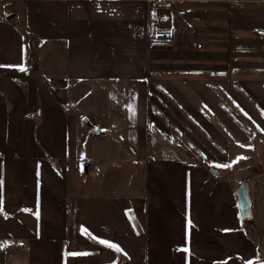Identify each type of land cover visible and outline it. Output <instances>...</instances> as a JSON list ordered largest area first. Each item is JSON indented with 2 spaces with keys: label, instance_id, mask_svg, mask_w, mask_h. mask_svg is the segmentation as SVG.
Returning a JSON list of instances; mask_svg holds the SVG:
<instances>
[{
  "label": "crops",
  "instance_id": "1",
  "mask_svg": "<svg viewBox=\"0 0 264 264\" xmlns=\"http://www.w3.org/2000/svg\"><path fill=\"white\" fill-rule=\"evenodd\" d=\"M17 3L32 47L61 49L65 68L33 75L0 5V49L15 40L0 61V264H264V177L244 165L257 152L264 173V0ZM82 114L112 135L100 193L128 178L122 214L82 196ZM247 170L254 237L236 196Z\"/></svg>",
  "mask_w": 264,
  "mask_h": 264
},
{
  "label": "rangeland",
  "instance_id": "2",
  "mask_svg": "<svg viewBox=\"0 0 264 264\" xmlns=\"http://www.w3.org/2000/svg\"><path fill=\"white\" fill-rule=\"evenodd\" d=\"M0 5L3 7L4 5L7 6V8L3 11H17V17L12 21L16 26H21V18L22 12L19 9L21 5L19 3L15 4V0H0ZM5 14L3 15V17ZM21 18V19H20ZM33 46H37L36 41H33ZM15 40L10 34H4L1 38V46L2 50L0 49V61H6L11 62V57L9 56V52L14 49ZM5 47L7 49H5ZM26 48L28 51V57L26 55V63H30V67L28 69L32 71V66H36V69L33 71V75L40 74H59L62 73V70L65 68V58L64 53L61 49L55 48L52 46V49L50 52L46 51V48H43V45L37 46L38 50L36 48L32 47L31 41L28 39L26 41ZM54 48V50H53ZM50 49V46L48 47V50ZM34 58V60H33ZM33 60V61H32ZM10 65V64H7ZM22 77V75H21ZM30 79V78H29ZM45 79L49 84L53 87L51 78H43ZM27 85L30 87L32 85L31 83H27ZM34 88V86H31ZM50 87V88H52ZM35 89V88H34ZM33 92V91H32ZM35 92H33V95ZM86 101V100H85ZM99 101V100H97ZM97 104V103H96ZM101 106V105H100ZM99 106V107H100ZM69 109H73L76 107V105L71 102L68 104ZM99 107H97L99 109ZM97 108H91L92 112L99 111ZM83 117L88 118L90 121V116L86 114H82L81 118L77 120V131H78V144L80 146V159L83 155H85V152L87 154V159L84 161L83 164H81L82 160H79V166L82 169L81 176H82V182L81 186L83 189V195L82 196H95L93 199V203L95 205V213H99L102 209L101 200H98L97 196H110L105 201L109 203L111 206H113L109 209V217H111L112 209L120 210V213L122 214L121 210H123V207L125 206V194H126V186L124 185V182H127L128 178H125L122 174H120V178H118V184H114L113 180H111L110 187L107 188V192L105 194L100 193L101 186L99 183L102 181L103 176L102 173L105 172V170L115 169V167H108L106 165V159L103 158V154H105V150H107V141H109L112 138V135H107L106 130H102L103 132L100 135H91L89 133V130L92 127H100L96 125V122L91 121L92 125L95 126H88L83 122ZM253 152V149H252ZM254 153V154H253ZM251 153L253 158L245 162L244 165H249L250 162H252L254 168L256 169V173H258L261 177H264L263 171L260 170L259 159L257 152ZM256 156V157H255ZM260 156V155H259ZM83 159V158H82ZM261 160V159H260ZM91 162V165L88 167V172L86 173L85 167L87 166V163L89 164ZM256 166V167H255ZM79 167V168H80ZM107 167V168H106ZM254 171L250 172L249 170L244 171L242 174H240V177L243 178V181H248L249 178L253 177L256 174ZM95 180V184L92 183V180ZM248 179V180H247ZM84 180V181H83ZM242 181V182H243ZM113 184L116 186V188L113 187ZM94 188V189H93ZM117 196V197H115ZM118 212V211H117ZM69 216L70 220L73 221L74 225L78 222V216L76 211V197H75V190H70L69 192ZM245 230V228H244ZM246 231V230H245ZM138 259V258H136ZM136 260H134L135 262Z\"/></svg>",
  "mask_w": 264,
  "mask_h": 264
},
{
  "label": "water",
  "instance_id": "3",
  "mask_svg": "<svg viewBox=\"0 0 264 264\" xmlns=\"http://www.w3.org/2000/svg\"><path fill=\"white\" fill-rule=\"evenodd\" d=\"M83 122H85V124H87L88 126H91V127L93 126L91 121L86 117H83ZM102 132H103L102 129L97 126L92 127L89 131L91 135H100ZM236 196L238 199L240 218L242 220V223H244L246 219L252 216L251 199H250V194H249V182L248 181L246 180L243 181L237 187ZM124 264H128V263L124 262Z\"/></svg>",
  "mask_w": 264,
  "mask_h": 264
},
{
  "label": "trees",
  "instance_id": "4",
  "mask_svg": "<svg viewBox=\"0 0 264 264\" xmlns=\"http://www.w3.org/2000/svg\"><path fill=\"white\" fill-rule=\"evenodd\" d=\"M21 23H22V25L20 26V28H21V30H22V32L24 34V37H25L26 41L28 39L32 40L33 39L32 31L30 30V28L27 25H25V23L23 21H21ZM158 32L159 33H162V32L164 33V30H158ZM14 68L16 69V67H14ZM0 72L7 73V72H9V70L8 69H2ZM243 224H244V228L247 231V233L250 236L254 237L256 232H255V229H254V226H253V217L251 216L250 218L246 219Z\"/></svg>",
  "mask_w": 264,
  "mask_h": 264
},
{
  "label": "snow or ice",
  "instance_id": "5",
  "mask_svg": "<svg viewBox=\"0 0 264 264\" xmlns=\"http://www.w3.org/2000/svg\"><path fill=\"white\" fill-rule=\"evenodd\" d=\"M21 70H24V69H21ZM241 159H243V158H245V157H240ZM219 167H230V165H218ZM0 205H2V200H0ZM0 211H2V207H0ZM37 216H38V213H37ZM100 243H105V244H109V242H107V241H103V240H101V241H99ZM109 246L110 247H116V246H114V245H111V244H109ZM117 250H119L118 248H117ZM185 251H187V249H185ZM84 254H86V253H84ZM72 255H78L77 253H73ZM249 264H254V262H249Z\"/></svg>",
  "mask_w": 264,
  "mask_h": 264
},
{
  "label": "built area",
  "instance_id": "6",
  "mask_svg": "<svg viewBox=\"0 0 264 264\" xmlns=\"http://www.w3.org/2000/svg\"><path fill=\"white\" fill-rule=\"evenodd\" d=\"M150 25H151V26H156V25H157V22L152 21V22L150 23Z\"/></svg>",
  "mask_w": 264,
  "mask_h": 264
}]
</instances>
